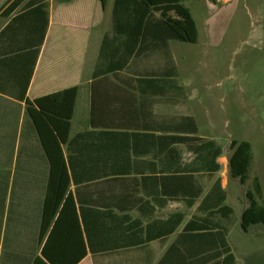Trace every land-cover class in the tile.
Returning <instances> with one entry per match:
<instances>
[{"label":"crops","instance_id":"1","mask_svg":"<svg viewBox=\"0 0 264 264\" xmlns=\"http://www.w3.org/2000/svg\"><path fill=\"white\" fill-rule=\"evenodd\" d=\"M11 1L0 0V264H224L217 228L186 227L198 218L227 230L240 264L225 222L236 214L241 226L247 203L230 175V149L200 134L195 97L177 78L132 80L171 70L167 55L179 72L172 42L180 41L148 35L120 80L95 77L102 48L108 57L114 0H20L6 9ZM74 87L69 120L60 105L34 122L28 102ZM182 117L194 119L195 134L178 130ZM193 135L221 146L213 176L191 143L177 141ZM217 178L228 217L199 208Z\"/></svg>","mask_w":264,"mask_h":264},{"label":"rangeland","instance_id":"2","mask_svg":"<svg viewBox=\"0 0 264 264\" xmlns=\"http://www.w3.org/2000/svg\"><path fill=\"white\" fill-rule=\"evenodd\" d=\"M183 4L196 21L198 39L172 42L177 81L195 97L191 109L200 134L220 140L227 152L231 139L250 142L246 185L253 176L259 178L264 204V0L223 4L183 0ZM228 202L238 208L230 193ZM225 223L231 228L230 241L240 264H264V224L246 234L236 214Z\"/></svg>","mask_w":264,"mask_h":264},{"label":"trees","instance_id":"3","mask_svg":"<svg viewBox=\"0 0 264 264\" xmlns=\"http://www.w3.org/2000/svg\"><path fill=\"white\" fill-rule=\"evenodd\" d=\"M209 1L217 2V0ZM19 2L20 0H12L6 9L15 7ZM104 2L105 0H102V3ZM41 6L46 7V4L42 3ZM155 12H159V15L156 16ZM111 33L112 36L108 35V43L107 37L103 40V44L108 45V57L105 48H102L98 66L94 71L95 77L108 72L119 79V71H122L136 57L140 45L145 43L148 35H156L155 37L165 46L168 40L195 43L198 36L195 20L189 8L183 4V0H114ZM166 62L170 63L171 70L166 68L161 73L131 78L139 82L176 83L178 72L169 55H167ZM101 63H104L105 69H102ZM108 80H110L109 77ZM76 93L77 88L74 87L43 96L34 100V103L28 102L26 109L34 122L38 124L39 118L53 113L56 106L60 109V105H62L63 112L61 114L64 119L69 120L72 116ZM34 104L38 109L33 107ZM178 130L195 134L197 126L192 117H182L178 121ZM177 141L191 143L190 146L196 153L197 161L202 163L203 170L208 172L209 176H213L219 170L220 165L216 159L222 154V149L215 140L193 135L178 136ZM229 149L230 175L232 178L238 179L244 187L247 206L242 213L241 226L246 231L251 225L264 224V204L261 201L262 186L257 176H253L250 185H246L252 161L250 142L231 139ZM176 176L178 179L194 178L191 173H180L179 171ZM225 199V193L220 186L219 178H217L210 191L203 197L199 208L207 215L218 214L221 217H228L232 213V208L225 204ZM177 224L179 222L174 223V225ZM186 227H196L201 230L217 228L215 235L218 237L219 254H225L224 264H234V256L230 252L226 240L227 230L225 228L204 218L189 221Z\"/></svg>","mask_w":264,"mask_h":264}]
</instances>
